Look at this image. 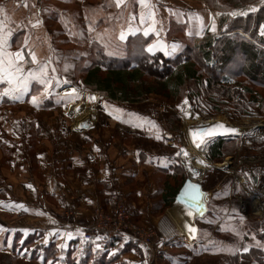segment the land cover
Returning <instances> with one entry per match:
<instances>
[{
    "label": "rangeland",
    "instance_id": "obj_1",
    "mask_svg": "<svg viewBox=\"0 0 264 264\" xmlns=\"http://www.w3.org/2000/svg\"><path fill=\"white\" fill-rule=\"evenodd\" d=\"M151 3L155 5V32L146 36L143 29L151 22L140 23L139 13L142 9L135 0H126L125 5L120 8L115 7V0H0V29L12 32L8 50H20L23 53L22 68L25 75L28 70L37 71L40 64L50 60L48 79L51 81L46 93L43 91L45 86L30 80L28 91L20 99L0 95L1 184L6 188V193L8 191L20 199L23 195L18 193L19 183H15L12 178L10 180L8 176L25 169L29 176L28 185L32 186L31 197L36 200L40 189L36 180H33L32 173H38L37 146L43 140L49 145L65 144L69 139L71 142H81L82 137H88L85 134H90L89 141L101 150L99 154L102 153L104 157L108 156L110 144L117 150L123 145L131 147L134 144L135 156L140 162L150 158L157 166L151 169L150 173L143 172L138 176L121 179L118 183L111 182L109 186L105 182L96 183L101 192L92 198L93 222L87 226L100 223L102 213L112 212L115 200H118L127 213L130 224L138 229L141 241L134 243L138 245L139 251L137 248L136 252H139L137 255L145 261L144 264H169L165 257H160L161 254L172 260L173 264H229L231 256L241 254L240 249L243 247L252 246L249 248L255 247L264 252V244L253 238H249V241L245 239V220H264L251 211H242L240 201L246 199L245 193L234 184L232 172L236 166L255 167L256 163H245L247 158L252 157L260 161L257 166H264V109L253 105L244 113L236 114L229 108L228 103L220 101L223 110H216L214 103L203 98L204 95H195L204 91V88L199 87L197 90L188 87L183 94L187 97L182 99L168 100L161 96L149 95L138 103H123L112 101L104 94L87 89L83 84V74L79 70L88 59L93 60V45L100 43L110 55L116 54L117 45L126 42L128 35H133L137 32L135 29L140 28V35L153 38L148 46L159 41L162 46H166L170 54H165L164 47H157L149 52L147 46L148 53L162 52L172 57L182 52L189 41L187 29L182 32L181 28L169 19V6L184 8L185 12L205 11L211 17V12L214 13L212 5L225 7L229 4L232 9L235 5L234 2L228 3L226 0H151ZM257 3L264 4L262 0ZM132 16L136 19H131ZM211 21H214V33H217L219 24L214 17H211ZM122 31L125 35L123 40L120 39ZM209 31L208 33L213 34V31ZM173 44L178 46L175 52L171 51ZM29 52L35 53L36 64L31 62ZM78 56L82 59L78 60ZM7 87L6 82H0V94ZM72 89L76 90L75 93ZM32 96L38 97L36 104L31 102ZM91 96L96 99L91 100ZM6 99L11 103H5ZM75 99L81 100L78 103L72 102ZM49 102L56 105L48 108ZM72 105L87 107L88 109L81 112H89V118L83 123H78L74 112L71 114L68 111H77L70 108ZM118 115L125 116L122 118L123 123H117ZM218 124L240 131L236 134L239 136L234 139V152H228L224 158L214 161L210 158L208 149L211 141L231 137V134H225L223 129L215 127ZM74 129L78 134L69 135L70 130ZM209 132L212 134L209 135ZM185 152L187 156L184 155ZM112 155L114 152L111 150L110 157H114ZM189 157L193 159V166L195 161L197 165L200 164L198 161H203L205 166L209 165L201 177L194 179L212 193L209 205L211 215L207 213L203 217L194 218V226L197 229L194 239L190 240L184 236L185 233L181 234V238L169 239L163 236L162 224L168 223L172 230L170 232H180L176 224L169 219V212L176 202L165 208L160 195L166 182L175 181L169 178L161 167L169 168L175 158H179L183 162L187 179L191 176ZM237 175L242 178L243 171L240 170ZM65 193L69 194V190ZM6 195H1L0 199L4 201L9 197ZM31 197L26 196L32 201ZM67 205L65 208H68ZM73 209L68 212L71 214ZM73 214L76 218H85L82 211ZM26 223L28 224V221ZM71 225L84 226L78 221L71 222ZM84 241L81 248L87 242L85 239ZM32 250L25 256L27 261ZM59 256H63V253ZM18 261L12 264H35ZM0 264H7L2 257ZM238 264L264 263L241 259Z\"/></svg>",
    "mask_w": 264,
    "mask_h": 264
},
{
    "label": "trees",
    "instance_id": "obj_2",
    "mask_svg": "<svg viewBox=\"0 0 264 264\" xmlns=\"http://www.w3.org/2000/svg\"><path fill=\"white\" fill-rule=\"evenodd\" d=\"M226 1L235 3L233 9L229 4L225 7L211 6L218 20V32H206L202 37H187L189 43L185 49L172 57L162 52L148 53L146 48L153 38L140 34L130 36L126 42L119 43L116 47L118 53H111L112 55L100 43L93 45V60L88 59L86 64H89L83 63L84 66L79 70L83 74L84 86L106 95L112 101L123 103H138L149 95L161 96L168 100L182 99L187 97L183 94L188 87L193 90L199 87L204 88V91L195 95H204L203 98L214 103L216 110H223L220 101L228 103L229 108L236 114L244 113L253 105L264 109V35H261L260 27L264 25V4L257 3L258 0ZM252 7L256 8V11H249ZM234 11L239 12L230 15ZM77 59L82 57L78 56ZM4 101L11 103L9 100ZM55 105L56 103L49 102L48 108ZM235 147L234 139L216 138L208 147L210 158L218 161L228 152H234ZM161 170L175 181L166 182L160 195L163 206L169 208L186 180L183 162L175 158L169 168ZM209 214L211 215L210 210ZM250 219L245 220V239L249 241V238H253L264 244V221ZM41 236L42 234L31 235L22 243V236H16L13 254L4 252L0 247V257L7 264L18 260L35 264H125L121 262L122 255L138 248L133 241H126L122 248L110 254L116 243L123 241L121 237L116 240L94 239L86 242L77 260L72 258L74 251L71 248L65 250L63 256H59L55 243L36 244ZM97 244L99 248L96 247ZM32 248V254L27 261L25 256ZM160 257H165L169 264H173L164 254ZM241 259L264 263V252L255 247L250 248L247 253L231 256L229 264H238Z\"/></svg>",
    "mask_w": 264,
    "mask_h": 264
},
{
    "label": "crops",
    "instance_id": "obj_3",
    "mask_svg": "<svg viewBox=\"0 0 264 264\" xmlns=\"http://www.w3.org/2000/svg\"><path fill=\"white\" fill-rule=\"evenodd\" d=\"M169 7L167 10L169 19L174 21L182 32L187 29V37H202L204 33L210 32L211 17H214V20L218 23L212 12L210 17L205 11L185 12L184 8ZM196 15L203 20L202 28L195 19ZM197 32L200 34L197 35ZM139 33L141 31H137L133 35ZM133 35L130 34L128 37ZM80 100L75 99L72 102L78 103ZM69 102L71 104V101ZM70 108L77 110L68 109L71 114L74 112L75 117L78 118V123H83L89 118V112H81V110L88 109L87 107L72 105ZM118 117L117 123H123L122 118L125 116L118 115ZM146 128L148 129L149 127ZM142 129L144 130L145 128L143 127ZM77 134L78 132L75 129L70 130L69 135ZM85 135H88V137H82L81 142H71V139H69L68 143L65 144L49 145V143L45 144V140H43L38 144V173L37 175L32 173L33 180H36L38 183L37 187L41 190H38L36 200L31 197L30 188L32 186L28 185L29 176L25 169L16 171V173L8 176L10 180L12 178L15 183H19L17 190L20 195H23L20 199L15 198L8 191L6 193V188L0 181V197L3 194L5 197L7 196L6 194L9 195L4 201L0 199V247L4 252L13 254L12 248L16 236H22L20 240L22 243L31 235L42 234L36 244L55 243L59 249V255L71 248L74 251L72 258L78 260L84 248V246L81 248V245L82 242H85V228L93 222L92 206H94V201H92V198L101 192L96 187V183L102 184L105 182L109 186L111 182L118 183L121 179L138 176L143 172L150 173L151 169L157 166L150 158L146 159L145 162H140L138 157L136 158L135 156L134 144L131 147L123 145L118 150L110 144L108 145L110 150L107 152L108 154L106 153L108 156L104 157L102 153L101 155L99 154L101 150L89 141L90 134ZM114 149L116 151H113ZM111 150L114 152V155H112L114 157H110ZM67 189L69 194L65 193ZM26 196L31 197L33 200H28ZM72 200L74 204H72ZM66 205L68 208H65ZM72 209L74 211L70 214L68 211ZM76 211H82L85 218H76L73 214ZM192 218L194 219V217ZM26 221H28V224ZM75 221L80 222L84 226L71 225V222ZM193 227H195L194 220ZM68 233L71 235H67ZM196 234L197 231L194 237L192 235L189 237L185 234L184 236L191 240L196 237ZM124 242L126 241L117 242L115 249L110 254L122 248ZM61 245L63 247H60ZM249 247L252 246H248L250 250ZM247 252L241 251L242 254ZM137 254L139 252L133 250L129 254L122 255L121 262L125 264H144L145 261H142Z\"/></svg>",
    "mask_w": 264,
    "mask_h": 264
},
{
    "label": "snow or ice",
    "instance_id": "obj_4",
    "mask_svg": "<svg viewBox=\"0 0 264 264\" xmlns=\"http://www.w3.org/2000/svg\"><path fill=\"white\" fill-rule=\"evenodd\" d=\"M136 4L139 5V7L142 9V11L139 13V19L140 23L144 24L148 21L151 23H148V26L143 29L144 35H149L150 32H155V24H156V13L154 11L155 5L151 3V0H135ZM264 2V0H262ZM126 0H115V7L120 8L121 5H125ZM249 11H256V8L252 7L249 8ZM220 13H216V15H219ZM236 12L230 13V15H236ZM241 15H245L246 13H240ZM131 19H136L135 16H132ZM196 21L201 25V28L203 27V20L198 15L195 16ZM39 23V21H37ZM35 26V25H33ZM261 35H264V25H261ZM142 29L137 28L135 31H141ZM211 31L215 32V23L212 22ZM200 33L197 32V35ZM12 32L9 31H3L0 29V82H6L8 87L4 89L3 93L0 95L8 96L12 99H20L23 94L28 91V84L30 80H35L37 84L45 86L43 91L46 93L48 91V85L51 84V81L48 79V64L49 61H46L43 64H40L37 71L28 70L27 75L24 74V70L22 68V63L24 62V55L20 50H17L16 52H11L8 50L9 48V38L11 37ZM120 39H125L124 32H121ZM25 44H27V41H25ZM157 47H164L165 48V54H170L166 50V46H162L159 41L156 43L148 46V51L151 52ZM177 45L173 44L171 46V51L175 52L177 50ZM29 55L31 56V62L33 64L37 63V57L34 52H29ZM53 71H55L53 69ZM75 89H72V92L75 93ZM91 100H95V96L90 97ZM31 102L33 104H36L38 102L37 96H32ZM105 108L107 110V105H105ZM120 111V110H117ZM119 119V117H116ZM215 127L223 129V132L225 134H237L239 132L236 128H230L226 127L223 124H218ZM209 135L212 133L209 132ZM159 138V137H158ZM199 147V145H197ZM179 155V153L177 154ZM185 156H187V153H184ZM199 163L203 164V161H198ZM247 175V173H245ZM189 188H195V185H189ZM197 195H192V200H196ZM23 207V205H21ZM191 214V213H189ZM79 231V230H78ZM197 229L193 226H189V233L193 237L195 236ZM67 235H71L68 233ZM238 235V233H237ZM60 247H63L61 245ZM97 248H99V245H96ZM249 249L248 247H243L240 249L242 252H247Z\"/></svg>",
    "mask_w": 264,
    "mask_h": 264
},
{
    "label": "built area",
    "instance_id": "obj_5",
    "mask_svg": "<svg viewBox=\"0 0 264 264\" xmlns=\"http://www.w3.org/2000/svg\"><path fill=\"white\" fill-rule=\"evenodd\" d=\"M230 136V139H235V136L239 135ZM262 160L264 162V156ZM249 162L256 163V166H251V168L247 165L234 167V170L232 171L234 175V184L239 186V188H241L245 193L246 199L244 201H240L242 211H251L252 214L264 220V166L263 164L257 166L260 161L256 157L247 158L245 160V163ZM240 170L243 171L244 174L242 178L237 177V174H240ZM245 173H247V175H245ZM102 214L100 223L85 228V240L89 241L94 238L114 240L118 237H122L124 240L133 241L137 244L141 241L138 237L139 233L137 227L130 224L129 219H127L128 215L125 213L123 206L118 202V200H115L112 212ZM163 224V236L169 239L182 237L181 234H175V232L167 233L164 230L165 226Z\"/></svg>",
    "mask_w": 264,
    "mask_h": 264
},
{
    "label": "water",
    "instance_id": "obj_6",
    "mask_svg": "<svg viewBox=\"0 0 264 264\" xmlns=\"http://www.w3.org/2000/svg\"><path fill=\"white\" fill-rule=\"evenodd\" d=\"M189 185H195V188H189ZM197 195L196 200H192V195ZM212 193L204 189L202 183L188 177L182 185L177 197L176 204L182 203L197 213V218L205 216L209 212V205L212 201Z\"/></svg>",
    "mask_w": 264,
    "mask_h": 264
},
{
    "label": "bare ground",
    "instance_id": "obj_7",
    "mask_svg": "<svg viewBox=\"0 0 264 264\" xmlns=\"http://www.w3.org/2000/svg\"><path fill=\"white\" fill-rule=\"evenodd\" d=\"M188 125V124H187ZM186 125V126H187ZM214 129V128H213ZM239 130V129H238ZM240 131V130H239ZM224 134V133H223ZM231 135H236V134H231ZM228 136V135H227ZM189 142V141H188ZM194 143V142H193ZM189 144V143H188ZM196 144V143H195ZM188 150V149H187ZM195 152V151H194ZM188 155V154H187ZM193 155V154H192ZM190 171H191V177L192 178H196V177H201L204 172L205 169L207 167H209L208 164H206V166L203 164H199L197 165V161L194 162V166H193V162H191V160H193L192 158H190ZM205 166V167H204ZM255 206V205H254ZM191 213V214H189ZM197 213L195 211H192L190 208L185 207V205H183L182 203H177L175 204V207L169 212V219L172 221V223L174 222L176 224V227H178V229L180 230V234L185 233L186 236L190 237V233H189V226H193V218H197ZM165 226L164 230L169 233L171 230L170 225H168V223L163 224ZM169 226V227H168ZM178 233V232H177ZM178 233V234H179Z\"/></svg>",
    "mask_w": 264,
    "mask_h": 264
}]
</instances>
